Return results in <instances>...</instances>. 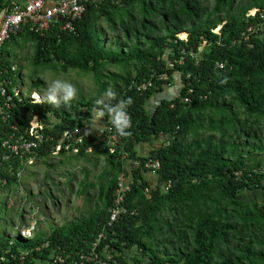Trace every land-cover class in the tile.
I'll list each match as a JSON object with an SVG mask.
<instances>
[{
  "label": "trees",
  "instance_id": "1",
  "mask_svg": "<svg viewBox=\"0 0 264 264\" xmlns=\"http://www.w3.org/2000/svg\"><path fill=\"white\" fill-rule=\"evenodd\" d=\"M202 1H88L72 29H62L64 19L55 16L42 33L23 26L0 46V77L11 81L9 88L20 73L6 47L18 38L31 42L36 69L91 72L102 89L111 81L116 93L103 103L80 98L59 107L14 98L7 115L0 116V141L9 137L12 124L30 120L29 111L47 124L43 132L56 138L82 119L94 129L97 110L104 113V126L113 129L116 113L109 114L110 108L121 105L131 119L129 134H118L113 152L92 134L75 144L74 158L104 161L98 181L88 183L96 188L97 201L86 216L31 240L49 241L41 258L60 253L70 259L89 250L107 222L116 177L126 171L127 211L105 228L99 249L106 245L124 264H264V203L243 198L246 191L264 189V157H249L264 152V32L241 35L250 24L264 22V0H214L210 9ZM12 3L0 0V11ZM101 21L120 33L116 47L105 44ZM219 25V33L213 32ZM181 31L185 40L177 37ZM110 66L118 70H107ZM30 78L32 87L42 86L36 74ZM149 79L148 89H136ZM169 87H176V94L159 97ZM55 143L41 145L39 161ZM149 159L159 162L153 174L144 167ZM4 165L0 175L15 181ZM12 166L18 169L17 159Z\"/></svg>",
  "mask_w": 264,
  "mask_h": 264
},
{
  "label": "built area",
  "instance_id": "2",
  "mask_svg": "<svg viewBox=\"0 0 264 264\" xmlns=\"http://www.w3.org/2000/svg\"><path fill=\"white\" fill-rule=\"evenodd\" d=\"M88 1H104V0H24L22 4L12 5L9 9L3 11L2 20L0 22V46L10 37L11 34L20 31L23 26H27L32 32L42 33L52 23L53 17L63 18L61 24L62 29H72L73 21L80 17L84 10L85 3ZM255 9L250 10L251 15L255 14ZM264 20V18H263ZM212 29L213 32L219 33V26ZM264 32V22L250 24L242 32V37L247 39L250 34H258ZM186 39V38H185ZM184 39V40H185ZM10 80L0 77V116L5 117L6 111L10 110L16 101L28 99L30 102H36L33 98L34 92L32 91L27 97L21 95L18 86L15 83L9 88ZM152 85V81L145 80L136 84V89L144 91ZM186 100V98H184ZM31 115L30 120L18 126L12 124L10 126V134L7 139L0 141V169L3 168V163L6 173H13L15 181L11 183H20L22 172L28 165L39 161V149L47 141L56 140L52 144L49 151V156H57L61 153L75 154L79 152L78 144L84 140L89 134L95 137V140H106L109 145V151L113 152L115 146L119 141L118 133L110 126H100L91 129L85 119H82L80 126L73 125L72 127H65L56 138L52 133H44L43 130L47 126L42 121V118L34 114L32 111L27 113ZM35 121V123H33ZM91 148L87 147L85 152H90ZM124 157V155H123ZM17 159L18 169L13 171L12 163ZM13 162H10V161ZM144 167L148 173L153 174L159 167L157 160H147ZM131 177L126 171H121L116 177V186L114 189L113 204L109 208V216L105 226L94 237L89 245L88 251H81L77 257H70L60 253H50L48 256L41 258V248H46L49 241H43L40 244L31 243V240L36 236L39 220H41L38 212L39 203H37L33 194H30L29 200L27 195L21 196V211L17 219L11 222V230L8 231L7 227L0 226V264H24L27 260L34 261L35 264H124L121 260L117 259L107 246L105 250L99 249L102 240L105 238V228L110 227L116 222L120 216L127 211L124 205L125 194L129 191ZM7 176L0 175V192L1 188L8 189ZM10 191V190H9ZM10 222V221H9ZM33 222L34 226H33ZM31 230L30 235L25 233ZM15 234V237L13 236Z\"/></svg>",
  "mask_w": 264,
  "mask_h": 264
},
{
  "label": "rangeland",
  "instance_id": "3",
  "mask_svg": "<svg viewBox=\"0 0 264 264\" xmlns=\"http://www.w3.org/2000/svg\"><path fill=\"white\" fill-rule=\"evenodd\" d=\"M202 3L210 9L214 0H203ZM98 27L102 31L105 44L116 47L115 36L120 33L109 30L104 21H101ZM177 37L185 39L187 34L185 31H181ZM6 49L10 53L13 69L20 73L16 84L22 96L27 97L33 91L42 98L45 96L46 89L57 79L75 86L77 95L73 101L80 98H94L103 103L107 99L104 95L105 92L109 88L113 90L111 81L108 82L109 84L105 89H102L91 72H82L77 69H70L66 72L36 69L31 63L32 44L30 41L17 38L10 42ZM107 70L117 71L118 69L110 66ZM33 74H36L42 83L39 88L30 85L32 80L30 77ZM255 156L263 158L264 152H252L249 157ZM104 166L102 158L99 160H93L90 157L74 158L71 153L48 156L46 159L28 165L22 172L20 183H9L10 191L2 189L3 191L0 192V226H5L8 231L12 232L11 222L18 218L22 209L21 196L23 198L24 195H27V198L32 201L31 193L34 200L39 203L38 212L40 214L38 217L41 219L35 233L36 236L48 234L54 226L63 225L86 216L97 201V190L95 187H88V183L98 181V176ZM13 236L15 237V234ZM156 240L159 239L156 238ZM152 241L155 242L154 239ZM159 249L162 250V245L159 246ZM167 251L171 252L168 246Z\"/></svg>",
  "mask_w": 264,
  "mask_h": 264
},
{
  "label": "clouds",
  "instance_id": "4",
  "mask_svg": "<svg viewBox=\"0 0 264 264\" xmlns=\"http://www.w3.org/2000/svg\"><path fill=\"white\" fill-rule=\"evenodd\" d=\"M77 95V89L75 88L74 85H72L71 83L62 81V80H54L52 82V84L46 89L45 91V96L43 98V101L41 99V97L39 96V94L34 93L33 94V98L36 101V103H41L46 101L49 104H52L56 107H59L61 104L64 105H69L70 102L76 97ZM109 100H112L115 98L116 93L109 88L105 94H104ZM96 103H102V101L97 100ZM125 103L130 104L131 103V98H129V100ZM109 114H111L112 112L116 113L115 119L112 121L117 133L120 136H126L129 133L126 131L131 123V119L129 117V115L127 114L126 110L124 107H122L120 105L119 108H110L109 110ZM103 112L97 110V115L98 118L103 116ZM33 222V226H34ZM26 235H30L31 234V230H29L28 232L25 233Z\"/></svg>",
  "mask_w": 264,
  "mask_h": 264
},
{
  "label": "crops",
  "instance_id": "5",
  "mask_svg": "<svg viewBox=\"0 0 264 264\" xmlns=\"http://www.w3.org/2000/svg\"><path fill=\"white\" fill-rule=\"evenodd\" d=\"M23 1L24 0H12V2H13L12 5L22 4ZM2 15H3V12L0 11V22L2 20ZM9 56H10V53H9ZM174 82L176 83V81H174ZM176 90H177L176 87H173V89H171V91H176ZM103 122L104 121L102 120V118H100V117L98 118V116H97L94 127L97 128V127H100V126L104 125ZM140 149L142 150V152H147L148 147L145 146V145H143V146L140 147ZM149 178H152L153 179V176L152 175H149ZM243 198L246 201H248V202L258 201V202L264 203V189L259 188V189H254V190H251V191H246L243 194Z\"/></svg>",
  "mask_w": 264,
  "mask_h": 264
},
{
  "label": "water",
  "instance_id": "6",
  "mask_svg": "<svg viewBox=\"0 0 264 264\" xmlns=\"http://www.w3.org/2000/svg\"><path fill=\"white\" fill-rule=\"evenodd\" d=\"M55 17H53L52 19H54ZM165 92H168L169 94L171 95H174L176 93L173 94V91H171V87L167 88V91H162L160 94H159V97H162V95L165 93Z\"/></svg>",
  "mask_w": 264,
  "mask_h": 264
},
{
  "label": "bare ground",
  "instance_id": "7",
  "mask_svg": "<svg viewBox=\"0 0 264 264\" xmlns=\"http://www.w3.org/2000/svg\"><path fill=\"white\" fill-rule=\"evenodd\" d=\"M34 93H37V92H34ZM33 123H35V121H33ZM24 186V185H23ZM16 190V189H15ZM21 194V193H20Z\"/></svg>",
  "mask_w": 264,
  "mask_h": 264
}]
</instances>
